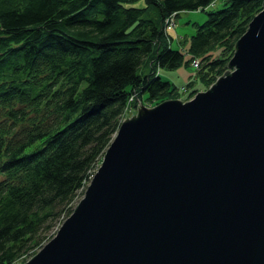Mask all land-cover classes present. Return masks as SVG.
<instances>
[{
  "label": "trees",
  "instance_id": "trees-1",
  "mask_svg": "<svg viewBox=\"0 0 264 264\" xmlns=\"http://www.w3.org/2000/svg\"><path fill=\"white\" fill-rule=\"evenodd\" d=\"M126 1L0 0V264L35 255L74 211L126 107L175 97L162 66L198 59L207 89L263 7L209 10L185 58L165 19L215 0ZM152 4L158 19L145 16ZM144 62L150 71H139Z\"/></svg>",
  "mask_w": 264,
  "mask_h": 264
},
{
  "label": "water",
  "instance_id": "water-1",
  "mask_svg": "<svg viewBox=\"0 0 264 264\" xmlns=\"http://www.w3.org/2000/svg\"><path fill=\"white\" fill-rule=\"evenodd\" d=\"M229 69L119 125L85 196L24 264H264V0Z\"/></svg>",
  "mask_w": 264,
  "mask_h": 264
},
{
  "label": "rangeland",
  "instance_id": "rangeland-1",
  "mask_svg": "<svg viewBox=\"0 0 264 264\" xmlns=\"http://www.w3.org/2000/svg\"><path fill=\"white\" fill-rule=\"evenodd\" d=\"M225 2L226 0H215L213 3L209 4L205 10L194 8V9H184L180 11L178 14L175 13L173 17H171V19L167 21L169 24H171L170 28L169 26H167V22H166V26L167 28H169V31L172 35V39H171L172 46L174 48H180L183 52H185V58H189L192 53L187 51V49L191 44L192 35H194L197 32L198 26L206 21V18L208 16V11L216 10V8L223 7ZM126 3L138 7L148 5L147 0H127ZM146 11L147 13L145 14V16L147 17H154L156 19L160 17V10L156 4L150 5ZM194 61L195 59H193L191 63L183 62L181 65L176 66V68H169L166 66L161 67L160 74L162 75V77L164 79L171 80L172 83L178 87V91L174 93L175 97H168L167 99L181 98L183 101H188L190 98H194L199 90H206L205 86L207 84L202 81V78L197 73L198 66L200 65L201 62L195 65ZM150 69H151V64H149V62L147 63L144 62V64L140 66L139 71H144V70L150 71ZM190 80H192L191 83H189ZM214 81H212L211 84H213ZM211 84L208 85V88ZM194 89H196V91H194L189 95V93ZM157 99L160 102L164 101V100H160L159 98ZM156 101L147 100L145 103H139L138 106L144 104L151 107L156 105L157 103ZM138 106L132 107L131 105H129L128 107H126L127 109L125 110L123 121L125 120V117H130L134 115L138 110ZM102 158L98 160V163L92 172L93 174L88 179V182H90L92 178L95 176L96 170L99 168V166L102 163L101 162ZM85 190L79 191L78 196L75 199V204L78 203L85 196L84 195ZM62 223L63 221L55 227L53 236L56 235V232L58 231ZM29 258H31V255L28 254L25 257H21L17 259L15 264H24L26 260H28Z\"/></svg>",
  "mask_w": 264,
  "mask_h": 264
},
{
  "label": "built area",
  "instance_id": "built-area-1",
  "mask_svg": "<svg viewBox=\"0 0 264 264\" xmlns=\"http://www.w3.org/2000/svg\"><path fill=\"white\" fill-rule=\"evenodd\" d=\"M174 14H175V12H174L171 16L167 17L165 21L167 22L168 20H170L171 17H173ZM167 26H169V28H170V27H171V24H169V23L167 22ZM194 63H195V65H197V64L199 63V62H198V59L195 60Z\"/></svg>",
  "mask_w": 264,
  "mask_h": 264
},
{
  "label": "bare ground",
  "instance_id": "bare-ground-1",
  "mask_svg": "<svg viewBox=\"0 0 264 264\" xmlns=\"http://www.w3.org/2000/svg\"><path fill=\"white\" fill-rule=\"evenodd\" d=\"M139 108V107H138ZM138 111V110H137Z\"/></svg>",
  "mask_w": 264,
  "mask_h": 264
}]
</instances>
